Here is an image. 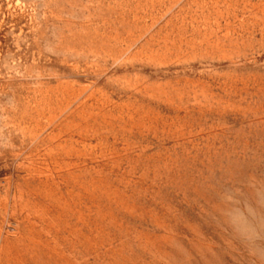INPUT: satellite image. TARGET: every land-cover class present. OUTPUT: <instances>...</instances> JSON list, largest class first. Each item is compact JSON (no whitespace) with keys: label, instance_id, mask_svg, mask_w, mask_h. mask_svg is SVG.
Segmentation results:
<instances>
[{"label":"rangeland","instance_id":"374dc122","mask_svg":"<svg viewBox=\"0 0 264 264\" xmlns=\"http://www.w3.org/2000/svg\"><path fill=\"white\" fill-rule=\"evenodd\" d=\"M0 264H264V0H0Z\"/></svg>","mask_w":264,"mask_h":264}]
</instances>
